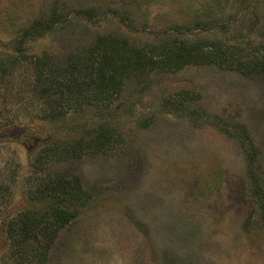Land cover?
Masks as SVG:
<instances>
[{
	"label": "rangeland",
	"instance_id": "374dc122",
	"mask_svg": "<svg viewBox=\"0 0 264 264\" xmlns=\"http://www.w3.org/2000/svg\"><path fill=\"white\" fill-rule=\"evenodd\" d=\"M98 37L231 58L157 67L107 105L47 117L18 48L61 66ZM263 52L264 0H0V264H264V72L235 67ZM105 127L115 141L89 147ZM75 143L82 157L61 149ZM59 179L84 198L50 196ZM52 209L72 218L56 233ZM24 221L35 235L15 243L7 223Z\"/></svg>",
	"mask_w": 264,
	"mask_h": 264
},
{
	"label": "trees",
	"instance_id": "16d2710c",
	"mask_svg": "<svg viewBox=\"0 0 264 264\" xmlns=\"http://www.w3.org/2000/svg\"><path fill=\"white\" fill-rule=\"evenodd\" d=\"M145 45L144 48H136L128 40L98 37L93 43L69 55L65 64L61 66H58L48 55L32 56L28 59L21 48H18L17 53L18 57L25 56L26 61L31 64L33 83L36 85L33 91L36 96L43 99L47 117L65 116L70 111L79 110L85 105H107L110 103L109 100L121 93L125 78L147 75L157 70V67L177 71L190 64L219 63L221 65L229 62L228 59L231 58L216 42L197 40L185 44L162 40L159 44ZM8 62L10 57L0 58L1 73L3 71L6 73L5 67H8ZM237 63L236 69L246 75L264 72V52L251 62ZM7 71L9 72V69ZM169 104L170 108L181 109V103L176 106L171 102ZM166 106L169 107L168 104ZM86 134L93 136L88 146L101 151L115 141L116 132L112 128L105 127L91 129ZM86 146L75 143L74 146L67 145L61 149L67 156L79 158L87 149ZM46 189L50 196L70 199L74 202L81 201L85 194L78 179H74L73 182L59 179ZM54 211L56 220L52 229L56 233L72 218L66 212ZM34 226L35 224L30 225L28 221H24L19 227L10 222L7 223L6 232L9 238L17 243L20 235L34 237Z\"/></svg>",
	"mask_w": 264,
	"mask_h": 264
}]
</instances>
